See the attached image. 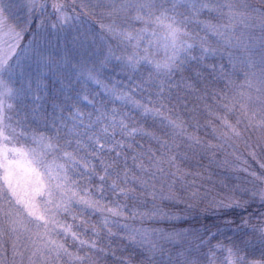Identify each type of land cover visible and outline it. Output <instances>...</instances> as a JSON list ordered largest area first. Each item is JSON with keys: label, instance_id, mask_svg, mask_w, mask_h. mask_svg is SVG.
<instances>
[{"label": "snow or ice", "instance_id": "1", "mask_svg": "<svg viewBox=\"0 0 264 264\" xmlns=\"http://www.w3.org/2000/svg\"><path fill=\"white\" fill-rule=\"evenodd\" d=\"M0 264H264V0H0Z\"/></svg>", "mask_w": 264, "mask_h": 264}]
</instances>
